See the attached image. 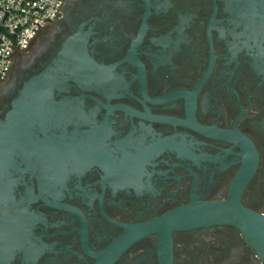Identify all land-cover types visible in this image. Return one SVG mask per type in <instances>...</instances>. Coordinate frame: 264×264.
<instances>
[{"label":"flooded vegetation","instance_id":"flooded-vegetation-1","mask_svg":"<svg viewBox=\"0 0 264 264\" xmlns=\"http://www.w3.org/2000/svg\"><path fill=\"white\" fill-rule=\"evenodd\" d=\"M55 61L77 76L39 124L74 159L13 169L0 264H264L238 224L198 218L230 190L264 217V0H65L0 83V118Z\"/></svg>","mask_w":264,"mask_h":264},{"label":"water","instance_id":"water-1","mask_svg":"<svg viewBox=\"0 0 264 264\" xmlns=\"http://www.w3.org/2000/svg\"><path fill=\"white\" fill-rule=\"evenodd\" d=\"M78 56L80 57L78 68L88 64L82 58V54ZM84 58L87 57L84 56ZM58 68L59 61H55L46 70H42L24 81L20 91L22 97L14 104L12 110L6 111L0 118V208L6 202L13 201L14 186L19 185L20 177L12 173L13 169L19 168L21 164L30 167L36 163H40L43 167H51L54 164L61 165L70 157L74 159L72 144L48 140L44 137L43 125L39 124L40 119H44V109L41 107V103L46 96H51L54 87L63 84L68 86L69 84L66 82L77 76L68 75L60 78L56 75ZM69 70L74 72L75 68L69 66ZM83 74L85 73L83 72ZM30 88L36 89L30 92ZM26 94L32 96L30 100L25 98ZM36 125L38 126L37 131L43 137H39L35 133ZM33 136L36 139H32ZM237 204L238 197H234L230 190L225 201L206 202L199 205L201 213H198V218L200 215V221L206 223L238 224L264 261V217L247 212L251 218L248 220L244 218L246 214L243 209H239L242 216L236 212Z\"/></svg>","mask_w":264,"mask_h":264},{"label":"built area","instance_id":"built-area-1","mask_svg":"<svg viewBox=\"0 0 264 264\" xmlns=\"http://www.w3.org/2000/svg\"><path fill=\"white\" fill-rule=\"evenodd\" d=\"M64 1L0 0V83L8 77L15 57L60 16Z\"/></svg>","mask_w":264,"mask_h":264}]
</instances>
